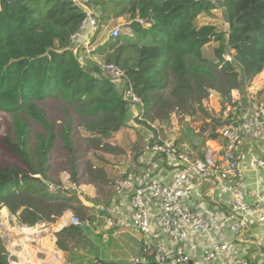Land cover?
<instances>
[{
  "label": "trees",
  "instance_id": "16d2710c",
  "mask_svg": "<svg viewBox=\"0 0 264 264\" xmlns=\"http://www.w3.org/2000/svg\"><path fill=\"white\" fill-rule=\"evenodd\" d=\"M220 1L228 30L198 23L202 13L219 7L217 0H84L98 9L101 28L110 20L124 19L126 30L95 51L124 69V89L141 97L139 109L145 117L155 109L162 120L173 111L195 114L197 108L204 109L211 93L224 104L244 79L264 71V0ZM85 16L75 0H0V111L11 116L13 150L25 165L0 169V210L7 206L24 225L54 222L74 210L77 199L72 191L52 190L40 177L54 183L48 171L57 132L39 102L55 97L68 104L86 130L101 136L98 143L129 119L123 90L97 62L82 63L74 51L73 37ZM213 42L218 46L208 57L204 47ZM30 119L46 132L35 152L29 145ZM73 125L74 119H68L62 137L72 154L71 178L77 183ZM208 136L219 138L215 129ZM81 231V226L64 227L56 233L58 247L66 250L68 239ZM10 260L0 236V264Z\"/></svg>",
  "mask_w": 264,
  "mask_h": 264
},
{
  "label": "crops",
  "instance_id": "0c3cea01",
  "mask_svg": "<svg viewBox=\"0 0 264 264\" xmlns=\"http://www.w3.org/2000/svg\"><path fill=\"white\" fill-rule=\"evenodd\" d=\"M77 1L83 6L84 0ZM96 12H99L98 9ZM228 28L229 24L226 30ZM97 38L91 36V29L88 27L84 31H81V33L79 32L74 38V50L78 51L79 54L86 55V64H93L94 62L99 64L102 62L98 59L99 56L89 51L88 44L91 41L98 47L107 40V38H101L100 40ZM97 41H99L98 44H96ZM231 98L241 104L245 126L244 147L247 158L244 163V182L247 187V201L259 204L261 210L264 212V169L259 168L257 165V158L264 155V137L258 134L256 127L257 105L259 101L264 102V71L251 79H244L241 87L232 92ZM210 101L211 105L209 107L203 105L204 109L200 110L201 112L197 108L195 114L189 117L180 114V117L184 115L188 119L185 127L172 122L173 128L171 127L168 137L175 138L179 143H186L194 156L204 157L205 152L210 150V155L215 160L221 159L223 153L222 139L220 137L217 139L209 138L208 132L216 129L215 127H217L215 130L217 132L221 122H218L220 125H216V122L217 119L222 121L219 112L221 106L224 104L220 106L221 101L216 94L211 96ZM131 106L129 105V119L126 126L138 124L135 120H143L142 118H144L139 105ZM172 114L175 117V112ZM203 122L206 123L204 127L201 125ZM211 123L215 124L212 125ZM150 126L152 132L145 133V141L144 144H141L142 146L138 144L141 147L134 155L132 164L127 161L126 168L129 164L132 167L128 170H123L122 168L113 170L114 177L120 176L115 182L119 181L130 170L150 169L162 181H169L181 173V165H179L178 161L168 156L155 155L149 151L147 147L149 140H157L158 137L165 138V134L161 131L162 124ZM123 129L121 128L118 132H121ZM114 167L119 166L114 165ZM110 174L109 178L111 177ZM106 178L107 176L103 184L109 189H106L104 195L98 191L97 186L93 183L79 182L77 184L79 192L73 193L77 195L82 194L92 207L87 210V216L90 218L87 220L88 222H84L81 226V234L68 239V248L66 250L58 247L56 233L64 227L69 226L70 217L74 210L65 211L54 222H43L35 227H30L34 229L33 232L26 231L25 228L29 227L27 225H13L16 228L12 226L11 228L15 230H10L2 224L4 229L2 237L6 249L11 256L10 264H92L95 258H102L112 263L131 264L130 261L133 257H140L142 260L141 264H150L152 254L143 246L141 233L131 225V207L129 205L128 194L118 195L115 191V186L111 188V181H107L109 178ZM71 188L76 189V186ZM187 189L188 194L196 203L198 212L221 217L225 225L224 229L226 230V222L230 217L229 197L218 191L215 180L210 179L199 182L189 178ZM104 197L108 199L103 204ZM94 199L97 201H93ZM86 200L84 202L85 205H87ZM101 206L104 207V211L99 209ZM106 217H113L115 219V225L112 228L105 229ZM97 229H101V232H96ZM16 231L18 233H15ZM15 234L24 240L15 242ZM34 237L40 239V243H31ZM47 239L49 240L47 241ZM200 240V237L192 238L188 243L187 248L191 253L189 264H234V259L243 255L249 257L253 264H261L264 261V226H260L256 220L251 221L243 231L241 238L235 239L230 250L216 260L210 262L204 261L199 254L198 245ZM202 241L207 242L208 239L203 238ZM154 249L166 253H170L172 250V244L164 233L154 243Z\"/></svg>",
  "mask_w": 264,
  "mask_h": 264
},
{
  "label": "built area",
  "instance_id": "2783aa9c",
  "mask_svg": "<svg viewBox=\"0 0 264 264\" xmlns=\"http://www.w3.org/2000/svg\"><path fill=\"white\" fill-rule=\"evenodd\" d=\"M83 7L86 16L79 32L88 27L91 29V36L95 38L101 29L97 9L87 5ZM121 33V27L116 26L110 36L116 38ZM88 46L93 51L97 48L92 41ZM99 65L102 72L115 83L125 79V71L120 65L114 62H100ZM123 93L130 106L140 105L141 97L133 89L125 88ZM210 100L211 96L203 105L209 107ZM219 113L222 123L217 133L222 139L221 159L214 160L210 150L205 152L204 157L194 156L186 143H179L175 138L158 137L157 140L151 139L152 142H149V151L178 161L181 173L169 181H162L150 169L130 170L115 183L118 195L128 194L131 225L141 233L143 246L152 254L150 264H189L191 253L187 246L192 238L197 237L201 238L198 245L199 254L204 261L210 262L229 251L234 240L241 238L251 221L256 220L260 226H264V212L260 205L247 201V187L244 182L247 154L244 147L245 126L241 104L229 98L221 106ZM256 127L258 134L264 137L263 101H259L257 105ZM257 165L264 169V155L257 158ZM189 178L199 182L213 179L218 191L229 197L230 217L226 222V230L221 217L198 212L195 201L188 194ZM99 209L105 210L102 206ZM105 221V229L115 225L113 217H106ZM84 222L79 215L72 214L69 225L82 226ZM96 232H101V229ZM162 233L172 244L170 253L154 249V243L161 238ZM203 238L208 241L203 242ZM130 262L141 264L142 260L140 257H133ZM92 264L119 263L95 258ZM234 264L253 262L243 255L236 257ZM261 264H264V261Z\"/></svg>",
  "mask_w": 264,
  "mask_h": 264
},
{
  "label": "rangeland",
  "instance_id": "374dc122",
  "mask_svg": "<svg viewBox=\"0 0 264 264\" xmlns=\"http://www.w3.org/2000/svg\"><path fill=\"white\" fill-rule=\"evenodd\" d=\"M78 4H80L77 0H75ZM219 7L215 10L210 12L202 13L198 18L199 24H206V23H213L216 24L220 29L226 30L228 27L227 16L225 13V9L222 5V1L217 0ZM81 5V4H80ZM84 5V4H83ZM82 6V5H81ZM125 21L123 18H117L114 20H110L106 25H103L100 29L97 39L100 40L101 38L106 39L110 38V34L114 27L119 26L122 28L124 32L126 29L123 28ZM97 41L96 44H98ZM218 44L213 42L208 44L204 47L205 55L208 57L214 56L215 47ZM75 52H78L74 50ZM89 51L91 53L96 54L98 59L102 62L105 61V56L98 54L96 51H93L89 47ZM90 53V52H89ZM81 55L82 63L86 64V55ZM229 56V53L226 54ZM92 60V58H91ZM119 90H124L125 81H117ZM172 85L169 86L168 89L164 90V95L168 96ZM215 93H211V96ZM222 103L220 104V106ZM39 106L43 109L48 118L54 122L55 129L57 132V138L55 141L54 148L51 154V160L49 161V171L48 176L50 179L54 181L52 182V186L50 188L52 190L60 189L62 190H69L72 192H79L77 184L79 182L83 183H93L97 186V189L102 195L106 193V187L103 182L105 181V177L110 178L107 181H111L110 186L113 188L115 186V181L120 178L114 177V172L116 168H122L123 170H128L131 168V162L134 158V155L138 152L141 144H144L145 141V133L152 132V128L150 125L159 126L162 124L161 131L165 134V138L168 137V133L171 132L172 122L178 123L179 126L185 127V123L188 121L186 117L191 115L184 113L183 111L175 112V117L171 113L169 114V119L163 120L157 118V110H151L149 112V116L142 118L143 120H135L138 124H131V126H125L121 132L115 133L111 138H101V141L98 143L96 139L100 138V135L93 134L92 132L86 130L84 128L85 124L83 121L78 120V114L76 111L73 110L68 104L59 101L57 98L52 97L46 99L45 101L39 102ZM201 109L198 108V111ZM201 112V111H200ZM180 114L186 115V117H180ZM131 117V114H130ZM146 118V119H145ZM220 118V117H219ZM68 119H74V125L72 129V136H73V152L74 156H76L75 165L78 169V182L74 183L71 178V158L72 154H69V150L66 148L64 144V140L62 137V132L66 127V123ZM157 119H159L157 121ZM168 120V121H167ZM29 145L33 152H35V147L39 141L40 135L46 133L44 129L35 121L29 120ZM192 122V121H190ZM216 122V121H215ZM220 119H217L216 125H220ZM200 124V123H199ZM212 125L215 123H211ZM204 127L206 125L205 122L201 123ZM207 128V127H206ZM217 129V127H215ZM215 129V130H216ZM210 132H208L209 134ZM188 138V137H187ZM14 139L13 131H12V119L11 116L3 111H0V169H3L6 166H18L20 168H25V165L22 161L20 155H18L13 149L15 148L12 140ZM151 143L152 141L149 140ZM138 144H140L138 146ZM146 146V145H145ZM127 161L131 164L126 168ZM114 165H118L119 167H114ZM111 169V172H110ZM124 173V172H123ZM122 173V175H123ZM106 178V179H107ZM76 186V189L71 187ZM109 189V188H108ZM75 190V191H74ZM80 196V197H79ZM108 196V195H107ZM108 198L104 197L103 204L106 203ZM84 196L81 194L77 195V199L72 203L74 207L73 214L79 215L82 221H87L90 217L87 215V210L92 207L88 204H84L85 202ZM93 201H97L94 199ZM92 201V202H93ZM102 203V202H101ZM85 205V206H84ZM0 236H3V225L7 226L10 230L16 228L15 226H23L18 219V214H11V211L7 206H3L0 210ZM3 224V225H2ZM41 223H38L34 226H29L30 230H34L30 227H35ZM15 225V226H13ZM28 226V225H27ZM9 230V232H10ZM15 233H18L17 231ZM40 235V234H39ZM15 242L22 241L23 239L20 236H16ZM20 238V239H19ZM42 238V236H40ZM49 239H47L48 241ZM40 243V239L34 237L31 243Z\"/></svg>",
  "mask_w": 264,
  "mask_h": 264
},
{
  "label": "water",
  "instance_id": "95a60500",
  "mask_svg": "<svg viewBox=\"0 0 264 264\" xmlns=\"http://www.w3.org/2000/svg\"><path fill=\"white\" fill-rule=\"evenodd\" d=\"M40 177H41V178L44 180V182L47 183L49 186H52V185H53L51 181L44 179L42 176H40ZM11 214H12V213H11ZM1 237H2V236H1ZM2 239H3V237H2ZM3 241H4V239H3Z\"/></svg>",
  "mask_w": 264,
  "mask_h": 264
},
{
  "label": "bare ground",
  "instance_id": "6f19581e",
  "mask_svg": "<svg viewBox=\"0 0 264 264\" xmlns=\"http://www.w3.org/2000/svg\"><path fill=\"white\" fill-rule=\"evenodd\" d=\"M24 227H26V226H24ZM27 228H29V227H26L25 229H26V231L27 232H33L34 230H30V229H27ZM21 230V229H20ZM24 240V239H23ZM46 242V241H45ZM12 244V243H11ZM32 260V259H31ZM39 260H41V259H39Z\"/></svg>",
  "mask_w": 264,
  "mask_h": 264
}]
</instances>
